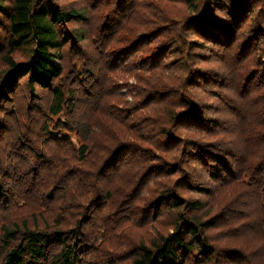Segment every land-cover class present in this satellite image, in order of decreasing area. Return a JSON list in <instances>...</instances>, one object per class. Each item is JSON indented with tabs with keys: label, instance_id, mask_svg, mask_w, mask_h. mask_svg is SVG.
<instances>
[{
	"label": "trees",
	"instance_id": "obj_1",
	"mask_svg": "<svg viewBox=\"0 0 264 264\" xmlns=\"http://www.w3.org/2000/svg\"><path fill=\"white\" fill-rule=\"evenodd\" d=\"M73 1L0 0V264H264V0Z\"/></svg>",
	"mask_w": 264,
	"mask_h": 264
},
{
	"label": "rangeland",
	"instance_id": "obj_2",
	"mask_svg": "<svg viewBox=\"0 0 264 264\" xmlns=\"http://www.w3.org/2000/svg\"><path fill=\"white\" fill-rule=\"evenodd\" d=\"M140 1L143 2V1H148V0H140ZM70 2H74V1L73 0H61L60 3L63 5H66L67 3H70ZM76 3H78V5H80V4L83 5L85 3V1H77ZM156 6L158 7V9H163L166 12H168L170 14V16L173 17L174 19H182L184 16V13H185V9L180 4V0H168L167 2H163V4H156ZM153 11H156V9H150L147 16L151 17ZM144 20H145V18H143V17H137V19L135 21L134 20L133 21L138 22V23H143ZM142 27H143V29H145L144 25ZM192 38H193V36L191 37V39ZM116 47H118V45H116ZM14 58L17 61L23 60V54H21L20 52H17L14 54ZM171 60H172V58L169 59V61H171ZM228 65H229V63L226 60H223V62L217 60V61H211V62L207 63L205 66L208 69L213 70L217 75H220V74L223 75L224 74V76L227 77V75L225 73L229 70L226 68ZM190 68H187L186 70H188ZM1 69H3L2 64H0V71H1ZM156 71H160V69L159 70H153L152 72H150V75H153V73H156ZM187 72H189V71H187ZM179 73H182V72L179 71L177 74H179ZM131 74H134V73H131ZM131 74H120L119 73L117 77L112 76L114 83L118 82L124 88L122 90L121 94L125 96L127 102H129V103L133 102L132 97H133L134 89L136 86L139 85V83H137L135 81V79L132 77ZM142 75L145 76L144 73ZM180 77H182L181 74H180ZM115 78H116V80H115ZM151 81L155 84L154 88H157L159 86V83L155 82L153 79H151ZM230 84H232V82ZM201 97H202V100H200V101H205L207 103L212 102V97L210 95L201 94ZM216 118L217 119L219 118L222 120L225 117L221 118V116H216ZM140 127H142V125L138 126V128H140ZM173 180H171V181H173ZM155 228H157L161 231H167L168 230V227L166 225L158 223V224H154V226H152V227L149 226L148 228H146L145 230H142V231H135V232L131 231L130 235H136V233L143 234V235L151 234V233H153V230Z\"/></svg>",
	"mask_w": 264,
	"mask_h": 264
}]
</instances>
